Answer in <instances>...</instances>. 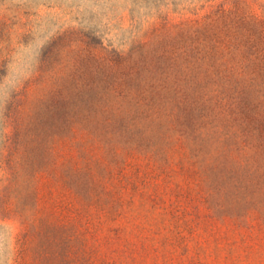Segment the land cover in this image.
Wrapping results in <instances>:
<instances>
[{"label":"rangeland","instance_id":"1","mask_svg":"<svg viewBox=\"0 0 264 264\" xmlns=\"http://www.w3.org/2000/svg\"><path fill=\"white\" fill-rule=\"evenodd\" d=\"M82 251L264 264V0H0V264Z\"/></svg>","mask_w":264,"mask_h":264},{"label":"trees","instance_id":"2","mask_svg":"<svg viewBox=\"0 0 264 264\" xmlns=\"http://www.w3.org/2000/svg\"><path fill=\"white\" fill-rule=\"evenodd\" d=\"M86 254H88L86 251H82L81 255H80V259H75L74 261H78L76 264H81L80 261H82L81 259H84V257L86 258ZM69 259V258H68ZM89 260V259H88ZM90 264H96L95 262L91 261Z\"/></svg>","mask_w":264,"mask_h":264}]
</instances>
